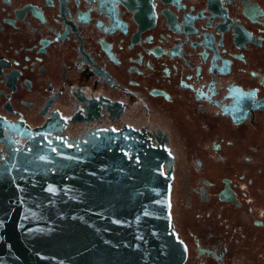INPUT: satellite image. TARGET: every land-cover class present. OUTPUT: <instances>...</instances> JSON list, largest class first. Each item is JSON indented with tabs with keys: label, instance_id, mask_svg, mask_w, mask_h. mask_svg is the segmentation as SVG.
<instances>
[{
	"label": "flooded vegetation",
	"instance_id": "af4514ba",
	"mask_svg": "<svg viewBox=\"0 0 264 264\" xmlns=\"http://www.w3.org/2000/svg\"><path fill=\"white\" fill-rule=\"evenodd\" d=\"M35 130L163 151L183 264H264V0H0V165Z\"/></svg>",
	"mask_w": 264,
	"mask_h": 264
},
{
	"label": "water",
	"instance_id": "95a60500",
	"mask_svg": "<svg viewBox=\"0 0 264 264\" xmlns=\"http://www.w3.org/2000/svg\"><path fill=\"white\" fill-rule=\"evenodd\" d=\"M0 165V264H183L164 152L114 131L82 146L42 132Z\"/></svg>",
	"mask_w": 264,
	"mask_h": 264
}]
</instances>
